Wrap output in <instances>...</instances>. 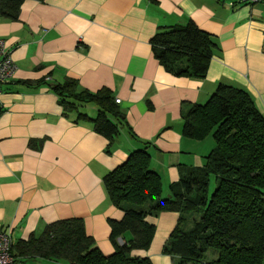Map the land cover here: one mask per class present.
I'll list each match as a JSON object with an SVG mask.
<instances>
[{
    "label": "crops",
    "instance_id": "1",
    "mask_svg": "<svg viewBox=\"0 0 264 264\" xmlns=\"http://www.w3.org/2000/svg\"><path fill=\"white\" fill-rule=\"evenodd\" d=\"M193 20L218 47L202 79L178 77L155 57L160 26ZM0 38L16 73L0 85V232L13 242L40 234L47 224L82 218L105 255L114 252L109 219L124 212L108 197L104 176L130 153L147 149L163 195L180 167L204 165L214 140L183 134V114L205 103L220 83L240 87L264 112V2L241 0H24L18 20L0 18ZM44 78H75L91 91L108 88L126 122L111 143L92 121L74 123ZM95 117L98 107L85 108ZM32 140L41 146L30 145ZM180 213L146 217L156 226L148 250L133 255L154 264H178L163 247ZM181 225L191 227L187 216ZM21 264H70L41 257Z\"/></svg>",
    "mask_w": 264,
    "mask_h": 264
},
{
    "label": "trees",
    "instance_id": "2",
    "mask_svg": "<svg viewBox=\"0 0 264 264\" xmlns=\"http://www.w3.org/2000/svg\"><path fill=\"white\" fill-rule=\"evenodd\" d=\"M24 0H0V18L18 20ZM155 57L178 77L206 76L218 43L193 20L160 26L152 38ZM63 114L74 123L92 121L94 130L111 143L126 122V112L112 91L84 89L75 78L51 82ZM95 104L91 117L85 108ZM184 135L203 140L213 135L216 145L202 166L180 167V179L163 195L160 175L151 168L147 149H137L104 176L111 202L124 212L121 220L109 219L114 252L105 255L90 236L82 218L61 219L46 225L40 234L12 243L19 261L41 257L70 264H154L149 257L132 254L148 250L156 226L146 220L163 211L180 213L178 226L164 244V254L178 264H264V112L246 90L220 83L203 104L183 114ZM31 146H41L32 140ZM215 186L211 191V184ZM187 216L189 228L182 226ZM20 262V261H19Z\"/></svg>",
    "mask_w": 264,
    "mask_h": 264
},
{
    "label": "built area",
    "instance_id": "3",
    "mask_svg": "<svg viewBox=\"0 0 264 264\" xmlns=\"http://www.w3.org/2000/svg\"><path fill=\"white\" fill-rule=\"evenodd\" d=\"M248 3H259L264 0H241ZM16 73V64L10 52L5 47V42L0 38V85L10 81ZM1 95V88H0ZM120 103L121 99H115ZM12 237L9 232H0V264H21L12 254Z\"/></svg>",
    "mask_w": 264,
    "mask_h": 264
},
{
    "label": "rangeland",
    "instance_id": "4",
    "mask_svg": "<svg viewBox=\"0 0 264 264\" xmlns=\"http://www.w3.org/2000/svg\"><path fill=\"white\" fill-rule=\"evenodd\" d=\"M207 138H211L212 140H214V146L216 145V142H215V139H214V137H213V135L212 134H210L208 137H206L205 139H207ZM204 140V139H203ZM208 140V139H207ZM206 160V159H205ZM205 163V162H204ZM214 186H215V184H214V182H212V184H211V191H213V188H214Z\"/></svg>",
    "mask_w": 264,
    "mask_h": 264
}]
</instances>
